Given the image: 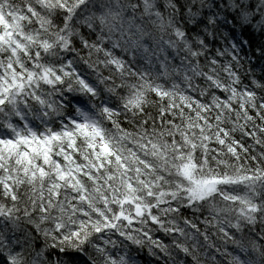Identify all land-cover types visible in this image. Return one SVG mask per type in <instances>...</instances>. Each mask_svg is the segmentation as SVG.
Here are the masks:
<instances>
[{"label": "clouds", "instance_id": "1", "mask_svg": "<svg viewBox=\"0 0 264 264\" xmlns=\"http://www.w3.org/2000/svg\"><path fill=\"white\" fill-rule=\"evenodd\" d=\"M0 264H264V0H0Z\"/></svg>", "mask_w": 264, "mask_h": 264}]
</instances>
